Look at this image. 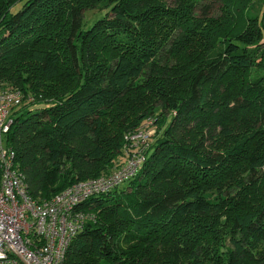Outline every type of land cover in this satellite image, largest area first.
Wrapping results in <instances>:
<instances>
[{"label": "trees", "instance_id": "1", "mask_svg": "<svg viewBox=\"0 0 264 264\" xmlns=\"http://www.w3.org/2000/svg\"><path fill=\"white\" fill-rule=\"evenodd\" d=\"M217 2L0 0V90L24 97L6 143L32 198L113 172L160 110L136 175L79 205L65 264H264V9Z\"/></svg>", "mask_w": 264, "mask_h": 264}, {"label": "built area", "instance_id": "2", "mask_svg": "<svg viewBox=\"0 0 264 264\" xmlns=\"http://www.w3.org/2000/svg\"><path fill=\"white\" fill-rule=\"evenodd\" d=\"M23 106L18 88L0 90V264H65L72 239L90 218L79 205L136 175L151 142L149 130L154 119L147 118L126 134L128 157L113 172L77 182L48 200L38 201L28 191L15 150L6 143L13 114Z\"/></svg>", "mask_w": 264, "mask_h": 264}, {"label": "rangeland", "instance_id": "3", "mask_svg": "<svg viewBox=\"0 0 264 264\" xmlns=\"http://www.w3.org/2000/svg\"><path fill=\"white\" fill-rule=\"evenodd\" d=\"M170 3L173 0H169ZM202 4H212L213 8L211 10V15L218 16L220 13L219 11V3L217 0H199ZM252 3L254 4L255 7H253L254 13L261 14L263 9H264V0H252ZM200 12V10H198ZM106 15V10H90L85 13V18L84 22L85 24H91L92 22L96 21L97 19L103 17ZM253 75V74H252ZM160 110H157L154 115H151L152 118L154 119V123L149 130V140L152 141L153 138L157 135L159 132L160 128L158 127L157 121H156V114H159ZM155 117V118H154ZM116 159L113 160V163L115 162Z\"/></svg>", "mask_w": 264, "mask_h": 264}]
</instances>
